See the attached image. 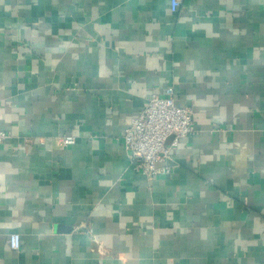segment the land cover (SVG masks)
Wrapping results in <instances>:
<instances>
[{
    "label": "crops",
    "instance_id": "1",
    "mask_svg": "<svg viewBox=\"0 0 264 264\" xmlns=\"http://www.w3.org/2000/svg\"><path fill=\"white\" fill-rule=\"evenodd\" d=\"M170 85L150 178L123 135ZM0 98V264H264V0H0Z\"/></svg>",
    "mask_w": 264,
    "mask_h": 264
},
{
    "label": "built area",
    "instance_id": "2",
    "mask_svg": "<svg viewBox=\"0 0 264 264\" xmlns=\"http://www.w3.org/2000/svg\"><path fill=\"white\" fill-rule=\"evenodd\" d=\"M181 0H170L173 12L180 7ZM1 106V98H0ZM196 131L194 110L191 106L177 104L175 88L167 87L164 95L153 93L146 101L139 114L125 129L123 141L128 151L130 162L144 175L153 178L168 174L173 170V148L181 139ZM10 132L0 127V144L9 137ZM173 136L169 144L167 139ZM64 145L76 143V136H63ZM95 242H99L94 238ZM13 249L21 247V236L14 232L10 235Z\"/></svg>",
    "mask_w": 264,
    "mask_h": 264
}]
</instances>
